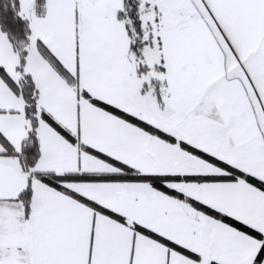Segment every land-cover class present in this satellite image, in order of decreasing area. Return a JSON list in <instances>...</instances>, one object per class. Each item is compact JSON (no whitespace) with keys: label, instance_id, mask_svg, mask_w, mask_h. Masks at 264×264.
Masks as SVG:
<instances>
[{"label":"snow or ice","instance_id":"1","mask_svg":"<svg viewBox=\"0 0 264 264\" xmlns=\"http://www.w3.org/2000/svg\"><path fill=\"white\" fill-rule=\"evenodd\" d=\"M0 264H264V0H0Z\"/></svg>","mask_w":264,"mask_h":264}]
</instances>
